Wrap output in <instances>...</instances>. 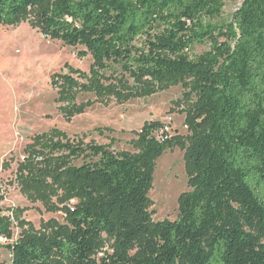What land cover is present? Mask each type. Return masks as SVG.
Here are the masks:
<instances>
[{
	"label": "trees",
	"instance_id": "obj_1",
	"mask_svg": "<svg viewBox=\"0 0 264 264\" xmlns=\"http://www.w3.org/2000/svg\"><path fill=\"white\" fill-rule=\"evenodd\" d=\"M225 1L0 0V24L28 20L91 54L88 73L53 74L66 119L85 109L78 92L134 95L123 76L143 93L189 77L192 94L186 141L168 138L158 121L142 125L135 154L62 140L56 130L36 136L20 169L35 185L51 178L78 202L67 225L0 244L11 264H264V0H242L219 28L206 18L219 16ZM205 42L209 49L192 56ZM183 143L189 189L174 220H153L155 160ZM103 235L113 252L96 260Z\"/></svg>",
	"mask_w": 264,
	"mask_h": 264
},
{
	"label": "rangeland",
	"instance_id": "obj_2",
	"mask_svg": "<svg viewBox=\"0 0 264 264\" xmlns=\"http://www.w3.org/2000/svg\"><path fill=\"white\" fill-rule=\"evenodd\" d=\"M241 1H225L220 15L206 21L221 28L232 20ZM30 16L28 13L26 18ZM216 40L226 39L217 36ZM209 47V42L195 44L190 53L198 55ZM85 50L82 45L70 46L46 37L28 20L0 24V244L30 233L48 234L56 225H67L68 210L78 202L51 178L35 185L29 181L30 173L20 169L36 136L56 130L64 135L58 136L62 140L102 144L115 152L135 154V141L144 123L160 122L168 138L186 141L190 135L186 124L192 98L189 77L155 82L143 93L142 83L123 76L134 95L119 96L125 92L122 88L78 92L75 103L85 104V109L66 119L56 100L58 88L52 83L53 76L70 68L88 73L92 56ZM78 80L84 82L82 77ZM152 175L148 191L151 217L174 220L178 197L189 189L185 143L165 149L155 160ZM112 252V241L103 235L92 256L98 260ZM11 259L10 251L1 247L0 264H11Z\"/></svg>",
	"mask_w": 264,
	"mask_h": 264
}]
</instances>
